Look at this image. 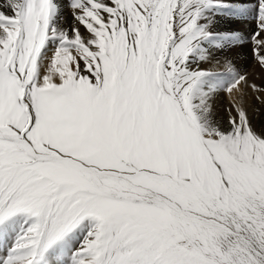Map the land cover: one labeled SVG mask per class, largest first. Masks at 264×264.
Returning a JSON list of instances; mask_svg holds the SVG:
<instances>
[{"label": "snow or ice", "instance_id": "1", "mask_svg": "<svg viewBox=\"0 0 264 264\" xmlns=\"http://www.w3.org/2000/svg\"><path fill=\"white\" fill-rule=\"evenodd\" d=\"M250 95L264 0H0V264H264Z\"/></svg>", "mask_w": 264, "mask_h": 264}, {"label": "rangeland", "instance_id": "2", "mask_svg": "<svg viewBox=\"0 0 264 264\" xmlns=\"http://www.w3.org/2000/svg\"><path fill=\"white\" fill-rule=\"evenodd\" d=\"M64 15L69 18L70 20V13L67 8L64 10ZM222 28H237L242 30H249L251 27L250 21H236L234 23H225L221 22ZM231 55L237 65V67L244 72H248L250 75L255 73L256 67L251 60L248 47L238 50L235 53H229ZM239 63V64H238ZM252 73V74H251ZM253 76V75H252ZM261 76V75H260ZM259 83H261V78L259 77ZM226 96H221L217 100V109L221 115H225L224 107L226 106ZM248 103L250 105V116L252 118V122L255 126L260 127L264 126V105H260L258 102L252 100L251 95L248 98ZM3 250H0L2 252Z\"/></svg>", "mask_w": 264, "mask_h": 264}, {"label": "bare ground", "instance_id": "3", "mask_svg": "<svg viewBox=\"0 0 264 264\" xmlns=\"http://www.w3.org/2000/svg\"><path fill=\"white\" fill-rule=\"evenodd\" d=\"M239 64V63H238ZM252 74V73H251ZM253 75V76H252ZM251 75V79L252 80H255L256 83H258L260 80H259V77L261 78L260 76V73L259 71L256 69L255 70V73L253 72V74Z\"/></svg>", "mask_w": 264, "mask_h": 264}]
</instances>
